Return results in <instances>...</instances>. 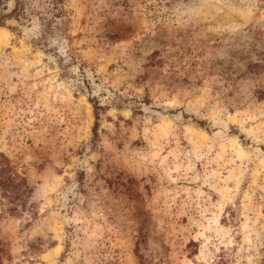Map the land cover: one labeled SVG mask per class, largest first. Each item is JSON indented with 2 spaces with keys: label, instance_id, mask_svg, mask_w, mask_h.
<instances>
[{
  "label": "rangeland",
  "instance_id": "obj_1",
  "mask_svg": "<svg viewBox=\"0 0 264 264\" xmlns=\"http://www.w3.org/2000/svg\"><path fill=\"white\" fill-rule=\"evenodd\" d=\"M21 4L0 153L31 192L0 185V264H264V0Z\"/></svg>",
  "mask_w": 264,
  "mask_h": 264
},
{
  "label": "trees",
  "instance_id": "obj_2",
  "mask_svg": "<svg viewBox=\"0 0 264 264\" xmlns=\"http://www.w3.org/2000/svg\"><path fill=\"white\" fill-rule=\"evenodd\" d=\"M63 1V0H59ZM23 4H21V0H17L15 8L10 13H4V9L0 10V26H7V19L12 18L13 16L18 17L20 12L22 13ZM50 23H48L47 30H50ZM46 33V30L44 31ZM261 92V91H259ZM98 106L95 105V108ZM99 114L97 113V118ZM97 126V125H96ZM0 158H4L6 163L0 169V185L4 186L5 193L4 195L9 198V201L12 203H21L22 206L26 204V200L24 198L26 193L31 192V188L28 184L26 178L20 176L17 173H14L12 170V166L9 164L8 158L0 153ZM1 161V160H0ZM17 206L12 208L14 210Z\"/></svg>",
  "mask_w": 264,
  "mask_h": 264
}]
</instances>
